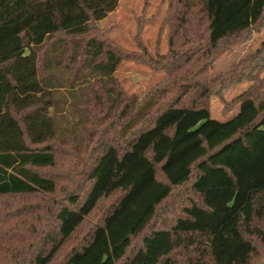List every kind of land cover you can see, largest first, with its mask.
<instances>
[{"label": "trees", "instance_id": "16d2710c", "mask_svg": "<svg viewBox=\"0 0 264 264\" xmlns=\"http://www.w3.org/2000/svg\"><path fill=\"white\" fill-rule=\"evenodd\" d=\"M118 2L0 0V201L55 193L42 170L57 166V147L77 141L81 126L94 129L99 109L122 123L119 147L102 132L91 139L86 189L55 209H4L0 243L14 240L12 224L33 227L21 264H54L114 197L62 264H264V98L244 97L219 123L205 77L220 46L262 20L264 0H177L169 45L181 38L185 51L169 53L170 67L181 80L200 66L162 105L129 99L113 77L120 56L90 35Z\"/></svg>", "mask_w": 264, "mask_h": 264}, {"label": "rangeland", "instance_id": "374dc122", "mask_svg": "<svg viewBox=\"0 0 264 264\" xmlns=\"http://www.w3.org/2000/svg\"><path fill=\"white\" fill-rule=\"evenodd\" d=\"M180 9L177 0H119L112 13L93 25L90 35L104 41L121 58L113 75L116 83L129 99L139 104L153 96L157 98L158 104H166L178 94L176 92L180 82H187L200 66L195 65L188 71L184 69L181 80H178L177 71L173 72L170 67L169 53L174 50L180 55L185 51V47L180 44L181 38L176 40L177 45L172 50L169 45L172 27L176 24L173 19L179 15ZM205 77L209 90L207 101L210 118L219 123L230 121L239 113L240 102L244 97L264 98V16L252 29L220 46L209 63ZM94 118L95 123L97 121L94 129L87 126L82 131L81 126L77 141L69 139L67 144L57 147L60 155L57 166L42 170V173L56 180V192L1 200L0 216L4 209H55L64 203L63 198L67 194L80 193L87 188L85 176L96 154L91 139L98 136L97 132H102L109 145L119 147L118 144L122 142V123L117 118L100 109L95 112ZM89 130H92V135L88 134ZM114 199L110 197L101 202L99 208L65 245L54 264H62L68 252L85 242L89 232L100 222ZM31 219L29 217L26 220ZM32 224L39 225L35 222ZM32 228L27 225L14 227L13 224L8 228L15 238L9 247L0 243V264L27 262L35 241ZM138 245L139 242L135 240L134 248ZM13 248L17 250L16 253H12Z\"/></svg>", "mask_w": 264, "mask_h": 264}]
</instances>
